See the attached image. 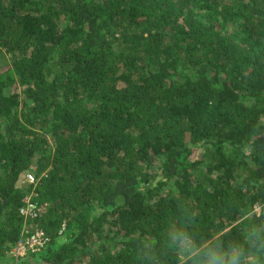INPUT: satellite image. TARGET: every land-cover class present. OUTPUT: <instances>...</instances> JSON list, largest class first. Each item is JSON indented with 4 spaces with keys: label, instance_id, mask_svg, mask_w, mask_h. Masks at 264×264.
Returning a JSON list of instances; mask_svg holds the SVG:
<instances>
[{
    "label": "trees",
    "instance_id": "1",
    "mask_svg": "<svg viewBox=\"0 0 264 264\" xmlns=\"http://www.w3.org/2000/svg\"><path fill=\"white\" fill-rule=\"evenodd\" d=\"M0 52V264H264V0H0Z\"/></svg>",
    "mask_w": 264,
    "mask_h": 264
},
{
    "label": "built area",
    "instance_id": "2",
    "mask_svg": "<svg viewBox=\"0 0 264 264\" xmlns=\"http://www.w3.org/2000/svg\"><path fill=\"white\" fill-rule=\"evenodd\" d=\"M23 179V181L28 184H34L36 181V177L32 173L26 174ZM20 213L26 221L29 220L31 222V220L39 218L42 213V208L34 204L28 197L25 204L21 207ZM25 233H27V235L23 234L17 244L9 252V256L16 262L19 261L20 258L26 256L29 252L36 253L41 251L49 241L45 232L39 227H36L35 229L33 226H31V228L27 227Z\"/></svg>",
    "mask_w": 264,
    "mask_h": 264
},
{
    "label": "clouds",
    "instance_id": "3",
    "mask_svg": "<svg viewBox=\"0 0 264 264\" xmlns=\"http://www.w3.org/2000/svg\"><path fill=\"white\" fill-rule=\"evenodd\" d=\"M172 239L179 249L186 252H191L190 246L186 245V237L182 232H178L174 237H172ZM257 252L264 253V241L260 242L257 248ZM207 256L208 259L205 261V264H225V259L222 257V254L215 250H211L207 254ZM242 256L243 249L241 247L234 249L232 253L227 257V264H243ZM248 264H261V262L259 261V259H253L249 261Z\"/></svg>",
    "mask_w": 264,
    "mask_h": 264
},
{
    "label": "rangeland",
    "instance_id": "4",
    "mask_svg": "<svg viewBox=\"0 0 264 264\" xmlns=\"http://www.w3.org/2000/svg\"><path fill=\"white\" fill-rule=\"evenodd\" d=\"M1 57H2V55H1V52H0V58H1ZM21 182H22V183H25V182L23 181V178H22ZM257 211L260 212V208H257Z\"/></svg>",
    "mask_w": 264,
    "mask_h": 264
}]
</instances>
